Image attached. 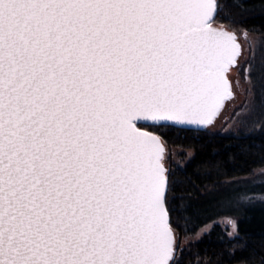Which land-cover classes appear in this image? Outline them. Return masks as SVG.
Here are the masks:
<instances>
[{"label": "snow or ice", "instance_id": "snow-or-ice-1", "mask_svg": "<svg viewBox=\"0 0 264 264\" xmlns=\"http://www.w3.org/2000/svg\"><path fill=\"white\" fill-rule=\"evenodd\" d=\"M225 8L0 0V264H264L236 215L264 194L226 181L198 201L184 151L221 119L264 132V46L241 60L249 29Z\"/></svg>", "mask_w": 264, "mask_h": 264}, {"label": "trees", "instance_id": "trees-1", "mask_svg": "<svg viewBox=\"0 0 264 264\" xmlns=\"http://www.w3.org/2000/svg\"><path fill=\"white\" fill-rule=\"evenodd\" d=\"M222 3L226 5V12L236 14L241 21V28L264 36V6H261L260 0H249L248 7L251 10L243 13L230 7L232 0H222ZM185 144L187 147L184 150L193 153L190 170L195 183L200 186L196 192L200 202L210 201L224 189L226 181L229 184L249 180L257 169L264 168V163H261L264 158V132L253 128L251 123L238 134L215 133L186 141ZM256 190L251 192L252 195L258 197L264 194L260 192L259 186ZM236 215L240 221L241 235L247 240V250L264 253V204L241 207ZM225 230L228 229L216 226L210 234L203 235L198 241L199 247L207 248L209 253L219 249L217 235Z\"/></svg>", "mask_w": 264, "mask_h": 264}, {"label": "rangeland", "instance_id": "rangeland-1", "mask_svg": "<svg viewBox=\"0 0 264 264\" xmlns=\"http://www.w3.org/2000/svg\"><path fill=\"white\" fill-rule=\"evenodd\" d=\"M247 42H245L244 38L241 37V43L244 45V56L241 57V60L247 58L249 56V46L251 45L252 48H254L257 53H259L261 46H264V36H258L254 33H247ZM235 73H236V69L232 70V73H230V75L232 76V78H235ZM241 84L244 88H247L248 85L244 82L243 78L241 77ZM245 100V94L242 91H238L237 92V97L236 99L232 102V104H230L227 108V110L225 111V116H227L231 111H232V105H240L244 102ZM250 124L246 123V124H241V123H235V124H226L224 122L223 119L218 120L216 123V126L212 129L213 133H220V134H227V133H234V134H238L241 130H243L246 126H248ZM180 150V149H177ZM186 152H190L193 156V153L191 151L188 150H184ZM251 179L249 180H243V181H239V182H230L228 184L229 187H237L239 188V190L241 191V193H243V190L245 188H257V186H259L261 184L262 181H264V174H262L259 171H255L253 173L252 176H250ZM254 178V179H253ZM259 180H256L258 179ZM260 190V187H259ZM257 191V190H255ZM261 192V191H260ZM247 195H249L250 197L253 196L251 192L246 193ZM249 204L247 203H241L239 205V209L241 207H245L248 206ZM220 226H222L223 228H225V225L223 223L219 224ZM230 230V229H228ZM203 237V236H202Z\"/></svg>", "mask_w": 264, "mask_h": 264}]
</instances>
